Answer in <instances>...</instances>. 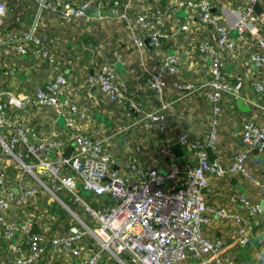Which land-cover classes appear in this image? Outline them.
Segmentation results:
<instances>
[{
    "label": "built area",
    "instance_id": "built-area-1",
    "mask_svg": "<svg viewBox=\"0 0 264 264\" xmlns=\"http://www.w3.org/2000/svg\"><path fill=\"white\" fill-rule=\"evenodd\" d=\"M24 1L36 2L39 9L32 17L30 29L16 36L8 30L7 24L12 9L5 0H0V44L14 43L19 54L48 61L52 76L47 83L37 88L34 95L23 91L14 92L4 85V78L9 77V74L0 67V225L4 227V238L10 241L8 252L12 264H36L50 247L49 242L54 249L69 251L77 257L86 249L83 239L87 234L95 237L97 248L81 264H100L105 252L111 253L121 264H128L125 255H128L131 264H221V253L226 248L237 240L242 244L247 242L249 236L246 227L251 223L228 207L209 205L205 197L211 191L214 177L224 176L228 171L250 176L244 162L253 149L264 148V121L258 123L248 120L244 123L241 137L245 146L233 156L229 168L224 165L221 150L214 146L217 140V129L214 127L204 141L192 138L186 132L180 134L179 142L191 151L195 163L188 161L181 166L177 161L170 160L166 171L134 164L136 175L130 178L115 168L117 161L103 138H94L83 132L80 120L87 115L73 98L70 81L61 61L45 44L42 36L37 34L43 8H48L59 17L81 19L87 17L85 9L93 7L109 13L115 19L125 20L130 27L137 25L142 30H148L154 42L160 44L162 34L153 30V20L162 23L170 17L172 9L185 7L192 16L211 24L218 33L214 45L205 42L201 49L212 57V89L206 91L205 95L214 103L215 111L219 112V102L223 91L227 89L222 80L221 50L231 47L233 42L231 29L221 22L218 15L212 13L211 1L170 0V6L163 13L156 6L137 3L139 0H113L111 4L109 0H84L79 4L70 0ZM244 1L242 8L233 11L238 15L234 29L240 35L247 32L256 34L258 49L251 61L262 66L264 19L260 20L254 10V3L259 0ZM108 4L110 7L107 9ZM182 27L186 29L187 24ZM131 40L140 50L144 49L145 42L139 33L133 35ZM180 61L179 53L167 54L158 69H153L147 75L146 83L159 95L163 110L168 108L165 100V93L169 89L167 74L179 72ZM14 70L10 73L12 76L16 75ZM88 81L97 85L110 100L123 103L128 110L133 109L137 113H132L134 121L141 122L148 129H165V113L161 109L147 110L134 101L128 85L118 79L112 65H103L100 70L90 73ZM194 87L192 82L179 81L176 91L180 95ZM257 88L264 93L262 84L258 83ZM35 105L53 107L57 118L64 119L67 130L72 131V153L62 152L63 143L57 133L53 137H42L34 124L25 121L23 111ZM208 145L215 147L213 161L206 150ZM6 158L11 160V167L18 171L15 172L18 179L14 188L9 186V170L4 165ZM43 173L47 175L45 179L48 181L43 180ZM24 175L36 179L38 185L27 183ZM251 179L261 184L255 178ZM41 189L52 193L55 198H59L57 190L66 191L85 205L96 220V225L72 224L67 233L60 231L48 238L35 230L32 221L7 219L9 210L25 205ZM81 190L97 197L108 196L114 204L109 207L103 202L96 207L89 206L82 199ZM230 200L241 203L252 215H259L264 209L262 203L251 202L242 192L233 193ZM215 216L243 224L235 229L231 243L227 242L226 237L213 238L209 235L211 231L208 228ZM19 231L27 235L25 242L21 241L22 237H17ZM15 237L17 240L13 241ZM192 258L197 261H192Z\"/></svg>",
    "mask_w": 264,
    "mask_h": 264
},
{
    "label": "crops",
    "instance_id": "crops-1",
    "mask_svg": "<svg viewBox=\"0 0 264 264\" xmlns=\"http://www.w3.org/2000/svg\"><path fill=\"white\" fill-rule=\"evenodd\" d=\"M5 1L12 9L7 20L8 30L13 35L20 36L30 29L32 20L29 19L37 13L38 4L24 0ZM70 1L79 4L84 0ZM210 1L212 13L218 15L221 22L231 29L230 37L233 42L231 47L221 50L222 80L227 89L223 91L219 102V112L215 111L214 103L205 95L206 91L212 89V57L201 49L205 42L214 45L218 33L211 24L203 23L199 17L192 16L185 7L172 9L170 17L162 23L157 19L153 20V30L162 34L160 44H156L155 49L145 42V38L150 36L148 30H142L137 25L130 27L125 20L115 19L100 9V15L97 17L87 15L81 19L59 17L48 8L41 11L38 35L41 34L45 44L61 61L70 81L73 98L90 113L88 121H80L83 132L91 134L94 138L104 139L106 147L117 161L115 168L123 175L135 178L134 164L166 171L170 160L177 161L181 166L195 160L191 151L179 142L180 134L186 132L192 138L204 141L214 127L217 129L214 146L221 150L224 165L229 168L234 154L243 147L241 132L244 123L248 120L258 123L264 121V93L257 88L258 83L264 86V65L257 66L251 61L253 53L258 49L256 34L247 32L240 35L234 29L238 15L233 11L242 8L245 1ZM137 3L156 6L161 13L170 6V0H139ZM256 3H260L259 11L255 8ZM254 10L260 20L264 19V0L256 1ZM184 24H187L186 29L182 27ZM137 33L145 42L142 50L131 40ZM171 53L180 54V70L175 74H167L169 89L165 93V100L168 102V108L163 110L159 95L147 85L146 78L150 71L158 69L165 55ZM36 59L32 55L19 54L14 43L0 44L1 68L9 74V77L4 78V85L11 91L22 92L28 83H47L52 76V67L48 61ZM32 62L34 64H31ZM106 64L112 65L118 79L128 85L134 101L144 105L147 110L161 109L165 113L164 130L148 129L141 122L134 121L132 113L123 103L110 100L97 85L88 81L90 73L100 70ZM13 69L16 71L14 76L10 74ZM179 81L192 82L195 87L179 95L176 91ZM23 113L25 121L34 124L40 136L53 137L54 133H57L63 143L62 152H73L72 131L67 130L62 117L57 118L53 107L35 105L28 107ZM121 136L124 141L120 140ZM176 143H180L184 149L181 155L171 150V146ZM207 147L215 154V147ZM1 151L0 148V154ZM6 160L7 158L4 165L13 173L9 174V186L14 188L18 179V175L15 176L17 170L11 167V160ZM260 166L264 171V163ZM66 170H69V167H66ZM45 178L43 177V180L48 181ZM24 179L31 185H38L37 180L31 176L24 175ZM213 180L211 191L205 197L211 206H225L246 217L247 213L242 209V205L239 202L233 203L230 195L245 192L254 200L262 197V194L259 196L257 186L241 173L228 171L224 176L214 177ZM60 192L62 196L58 195L59 199L41 189L27 201L19 213L12 209L8 211L7 216L18 221H32L35 229L48 238L60 231L65 233L72 224H86L92 227L96 225V220L91 217L83 203L75 200L66 191ZM84 198L82 197L89 206L96 207L103 202L109 207L114 204L108 196L97 197L86 191ZM236 228V223H226L223 218L215 216L208 231H211L209 235L213 238L225 236L227 242L231 243ZM3 233L0 225L1 245L3 242L0 264H12L8 252L10 241L2 238ZM18 236L22 237V242L27 240V235L23 232L19 231ZM17 237L13 238V241L17 240ZM83 244L86 247L84 253L75 257L69 251L54 249L49 242L50 247L37 264H81V261L97 248L96 239L91 234L84 237ZM116 263V258L109 252L104 253L100 262Z\"/></svg>",
    "mask_w": 264,
    "mask_h": 264
},
{
    "label": "trees",
    "instance_id": "trees-1",
    "mask_svg": "<svg viewBox=\"0 0 264 264\" xmlns=\"http://www.w3.org/2000/svg\"><path fill=\"white\" fill-rule=\"evenodd\" d=\"M109 1H110L109 4H111L113 2V0H109ZM109 4L106 5L107 9L110 7ZM152 7H153V5H152ZM38 31H37V34H39ZM36 60H38V59H36ZM31 64H34V62H32ZM0 67H2L1 63H0ZM179 68H180V63H179ZM41 85H43V83L42 84L41 83H38V84L28 83L25 85V88H23V92L30 93V94L34 95L36 93L37 88ZM142 106L144 107V105H142ZM82 111H84L85 115H87L83 119L88 121L90 119L89 111H87L85 109H82ZM129 111L133 114H137L136 112H134L133 109L129 108ZM83 119H81V120H83ZM133 119H134V117H133ZM244 146H245V144L243 143V147ZM243 147H242V149H243ZM261 154H263V155H261ZM262 157H264V148L262 150L255 148V149H253V151H251L249 153L248 157L246 158V160L244 162V165L250 174V176H247V175H245V176L247 177V179L252 181L255 186H257L258 191H259V196L262 194L261 199L254 200L247 193L242 192V194L246 195V197L251 202L262 203L264 205V179H263L264 171L261 170V166H260L261 163H264V159ZM10 172L11 171H9L8 173L10 174ZM12 174L13 173L11 172V175ZM250 177L255 178L257 181L261 182V184H257L255 182V180L251 179ZM56 193L59 196H62L60 191L57 190ZM240 205H241V203H240ZM23 208H24V205L19 207L18 209H14V210H17V212L19 213ZM242 209H244L247 213L246 217L243 216L244 219L251 223L250 226L246 227V231H247V235L249 236V239L244 244L240 243L239 240H237L231 247L226 248V250L223 253H221V260H222L221 264H264V209L259 215H252L245 208H242ZM7 215L8 214H6V217L8 219ZM9 219L14 220V221L17 220V219H13V218H9ZM225 221H226V223H232L231 221H229L227 219ZM242 226H243L242 223L237 224V228L242 227ZM2 228H4V227L2 226ZM34 228H35V226H34ZM35 230H37V229H35ZM222 237H225V236H222ZM2 238H4V237H2ZM0 244H1V242H0ZM2 245H3V242H2ZM2 245L0 246V250H1Z\"/></svg>",
    "mask_w": 264,
    "mask_h": 264
},
{
    "label": "water",
    "instance_id": "water-1",
    "mask_svg": "<svg viewBox=\"0 0 264 264\" xmlns=\"http://www.w3.org/2000/svg\"><path fill=\"white\" fill-rule=\"evenodd\" d=\"M255 8H256L257 11H259L260 10V3H256ZM85 13H86V15L96 16V17L98 15H100L99 9L93 8V7L86 8L85 9ZM31 20H32V18L30 17L29 21H31ZM145 42L147 43V45L150 48H153V49L156 48V43L154 42V40L150 36H148V37L145 38ZM171 150L174 153H176L177 155H181L183 153V150L184 149H183V147H182V145L180 143H176V144H173L171 146ZM206 150L208 152L209 159L211 161H213L215 159V156L216 155L212 152V149L211 148L207 147Z\"/></svg>",
    "mask_w": 264,
    "mask_h": 264
},
{
    "label": "rangeland",
    "instance_id": "rangeland-1",
    "mask_svg": "<svg viewBox=\"0 0 264 264\" xmlns=\"http://www.w3.org/2000/svg\"><path fill=\"white\" fill-rule=\"evenodd\" d=\"M120 140H121V141H124V137L121 136V137H120ZM237 153H238V152H236V153L234 154V157L237 155ZM261 155H263V154H261ZM43 177H47V175H46L45 173H43ZM84 193H85V191H84V190H81L80 195H81L83 198H84ZM84 199H85V198H84ZM124 257L126 258L127 263H128V264H131L128 255H125ZM192 261L195 262V261H197V259H196V258H192ZM116 262H117L116 264H121V263L119 262V260H117V259H116Z\"/></svg>",
    "mask_w": 264,
    "mask_h": 264
}]
</instances>
